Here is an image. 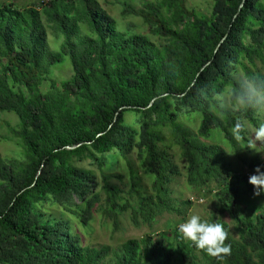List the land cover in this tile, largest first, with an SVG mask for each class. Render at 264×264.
Masks as SVG:
<instances>
[{"label":"trees","instance_id":"16d2710c","mask_svg":"<svg viewBox=\"0 0 264 264\" xmlns=\"http://www.w3.org/2000/svg\"><path fill=\"white\" fill-rule=\"evenodd\" d=\"M209 1L208 14L186 0L125 1L121 17L146 26L135 32L120 30L98 0H0V111L16 115L11 133L22 143L21 159L0 155V264H264V207L251 213L241 200L254 196L248 180L264 163L253 158L249 174L234 173L225 148L201 140L217 129L235 150L236 120L259 125L261 107L237 106L232 97L248 80L264 89V0ZM65 57L71 76L56 83L54 67ZM238 70L242 78L233 76ZM181 109L200 114L196 132L180 123ZM128 112L138 127L124 121ZM174 146L188 186L215 188L216 209L206 221L229 233L231 254L222 261L182 239L178 226L114 248L83 245L70 220L44 207L64 206L84 228L94 213L117 224L129 210L136 227H151L163 213L183 216L190 201L176 200L170 187L181 174ZM132 147L152 178L149 189L127 160ZM112 150L130 167L127 192L111 182L120 175L103 172L95 191V173L73 161L85 156L101 169Z\"/></svg>","mask_w":264,"mask_h":264},{"label":"rangeland","instance_id":"374dc122","mask_svg":"<svg viewBox=\"0 0 264 264\" xmlns=\"http://www.w3.org/2000/svg\"><path fill=\"white\" fill-rule=\"evenodd\" d=\"M16 5L32 4L34 6L40 5L42 1L47 0H12ZM101 6L119 23L120 30L142 32L145 31L146 26L142 23L139 18L136 17H126L123 18L120 15L121 5L123 2L128 1L133 3L137 7L145 1H156V0H98ZM187 5L193 8L199 14H208L210 12L211 3L209 0H186ZM40 9V8H39ZM44 22V20H43ZM47 42L52 49H57V41L54 36L48 30ZM55 41L57 43H55ZM64 65H56L52 73V80L56 83L63 79H67L71 76L70 62L67 57L64 58ZM260 69V68H258ZM263 71V70H262ZM234 77L242 78L243 74L241 70L232 73ZM227 90L223 93V102L229 105L230 95ZM179 121L185 126H188L193 131L196 132L200 122L201 116L198 112H193L189 109H181L178 113ZM259 124L264 122V108H260L259 111ZM124 121L132 127H138L139 118L136 113L128 112L124 117ZM246 122V121H245ZM19 120L14 113L11 112H1L0 111V155L6 159H21V141L14 137L11 133V128H17ZM246 139L242 141H236V149L234 150L232 146L224 139L223 134L214 129L210 132L209 137L201 138V140L207 143H214L221 145L225 148L228 156V161L230 167L234 173L244 174L251 171L248 166L249 162L253 158H259L261 162L264 163V153H257L249 150L247 148L248 138L251 136L252 129L255 127L250 123L246 122ZM167 137V142L172 143L170 133L168 130H164ZM137 150L135 147L130 148L127 154V160L132 163V169H137L138 175L141 177L142 183L147 189L150 188L152 178L150 176L143 175L142 171L139 169V161L136 157ZM173 155L176 164L180 169V176L174 177L170 184L172 190V196L179 201H190V205L187 206V212L183 216L176 214L163 213L161 216L157 217L151 227L142 224L136 227L131 222V212H123L119 214L117 224H114L111 218L102 215L101 213H94L93 219L89 222L87 227H82L77 222L76 219L67 211L64 206L57 204H46L44 207L47 211H52L57 215L66 218L71 221L74 231L80 234L83 245L88 246H100L109 245L111 247H116L122 242L128 239H139L147 234H156L164 230H169L179 223L183 222L185 218L191 214H197L202 220H207V218L216 209V199L214 197L215 188H211V192L208 189H194L188 186L186 182V161L182 157L180 149L177 146L173 147ZM104 162L101 169L93 163V161L85 156L74 157L73 161L77 166L85 168L95 173L97 187L94 189L98 191L101 187V173L120 175L119 179H112L111 182L118 187L127 192L129 188V170L130 167L127 164V160L121 153L117 150H112L109 153L103 155ZM93 190V191H94ZM73 200L77 202V197L73 195ZM241 200L247 204L249 211L251 213H256L261 211L264 207V193H261L260 197H255L243 193L241 195ZM74 209L73 207H70ZM224 219L228 222L230 228L234 235L236 232L233 230L232 221L225 215Z\"/></svg>","mask_w":264,"mask_h":264},{"label":"clouds","instance_id":"9594fccd","mask_svg":"<svg viewBox=\"0 0 264 264\" xmlns=\"http://www.w3.org/2000/svg\"><path fill=\"white\" fill-rule=\"evenodd\" d=\"M246 91H237L232 97V102L244 108L262 107L264 108V89H258L254 80H248L244 85ZM227 103V102H225ZM223 106V105H222ZM247 130V124L243 120H236L232 133L236 141L244 140V133ZM247 148L257 153H264V122L252 129L251 136L247 141ZM255 174L249 177V184L255 189L254 196L264 193V171L257 167ZM178 232L182 239L191 242V244L207 255L223 260L224 257L231 254V246L226 243L228 231L225 230L223 223L208 222L202 220L197 214H191L178 225Z\"/></svg>","mask_w":264,"mask_h":264}]
</instances>
